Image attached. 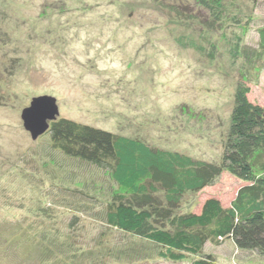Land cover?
<instances>
[{
  "label": "rangeland",
  "instance_id": "obj_1",
  "mask_svg": "<svg viewBox=\"0 0 264 264\" xmlns=\"http://www.w3.org/2000/svg\"><path fill=\"white\" fill-rule=\"evenodd\" d=\"M181 3L189 6L0 0V264H194L108 229L111 173L55 151L49 135L33 140L21 119L34 98L50 96L58 119L220 164L238 83L249 81V98L264 106V0H220L213 16L196 5L200 19L177 17ZM255 162L264 177V154ZM243 186L223 172L178 212L199 213L212 197L229 207ZM204 251L223 264H264L229 241Z\"/></svg>",
  "mask_w": 264,
  "mask_h": 264
},
{
  "label": "trees",
  "instance_id": "obj_2",
  "mask_svg": "<svg viewBox=\"0 0 264 264\" xmlns=\"http://www.w3.org/2000/svg\"><path fill=\"white\" fill-rule=\"evenodd\" d=\"M183 1L189 6L177 4V17L187 14L200 19L196 5L213 16L220 5V0ZM245 71L252 75L257 68ZM251 91L249 81L238 83L220 164L65 118L52 122L45 135L52 148L67 158L111 173L118 191L105 204L108 229L159 247L160 256L172 263L193 257L194 264H223L204 249L227 241L239 250L264 256V177L254 172L256 156L264 154V106L251 101ZM223 172L244 183L229 207L212 197L199 213L178 212L185 195L213 185ZM79 219L75 214L69 222L74 232Z\"/></svg>",
  "mask_w": 264,
  "mask_h": 264
},
{
  "label": "water",
  "instance_id": "obj_3",
  "mask_svg": "<svg viewBox=\"0 0 264 264\" xmlns=\"http://www.w3.org/2000/svg\"><path fill=\"white\" fill-rule=\"evenodd\" d=\"M60 116L57 99L50 96L34 98L30 107L22 112L21 119L25 130L30 133L33 140L45 135L52 122Z\"/></svg>",
  "mask_w": 264,
  "mask_h": 264
}]
</instances>
